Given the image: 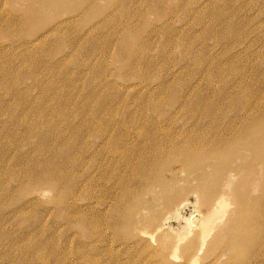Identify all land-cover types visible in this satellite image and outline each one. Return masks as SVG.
<instances>
[{"label":"rangeland","instance_id":"374dc122","mask_svg":"<svg viewBox=\"0 0 264 264\" xmlns=\"http://www.w3.org/2000/svg\"><path fill=\"white\" fill-rule=\"evenodd\" d=\"M0 264H264V0H0Z\"/></svg>","mask_w":264,"mask_h":264},{"label":"bare ground","instance_id":"6f19581e","mask_svg":"<svg viewBox=\"0 0 264 264\" xmlns=\"http://www.w3.org/2000/svg\"><path fill=\"white\" fill-rule=\"evenodd\" d=\"M257 127H258V126H257ZM258 128H259V127H258ZM258 128H257V129H258ZM260 128H262V127H260ZM256 132H257V131H256ZM255 134H256V133H255ZM262 135H263V134H262ZM255 137H256V136H255ZM257 137H258V136H257ZM259 137H260V136H259ZM262 139H263V138H262ZM262 143H263V142H262ZM195 149H196V148H195ZM179 150H180V149H179ZM183 150H184V149H183ZM161 151H162V150H161ZM189 151H190V149H189ZM163 152H164V151H163ZM175 152H176V151H175ZM177 152H178V151H177ZM180 152H182L181 154H183V152L186 153L185 150H184V151H180ZM190 152H191V151H190ZM188 153H189V152H188ZM206 153H208V152H206ZM175 154H176V153H175ZM178 154H179V152H178ZM178 154H177V155H178ZM189 154H190V153H189ZM168 155H170V154H168ZM168 155H167V156H168ZM191 155H192V154H191ZM181 156H182V155H181ZM194 156H195V155H193V158H194ZM183 157H184V156H183ZM165 158H166V156H165ZM165 158H164V159H165ZM188 158H189V157H188ZM191 158H192V156H191ZM193 158H192V160H193ZM159 159H161V158H159ZM166 159H168V158H166ZM166 159H165V160H166ZM187 160H188V159H187ZM162 161H163V159H162ZM166 161H167V160H166ZM188 161L191 162L190 159H189ZM157 162H159V160H158ZM180 163H181V162H180ZM191 163H192V162H191ZM152 164H153V163H152ZM159 164H160V163H159ZM162 164L164 165L165 162H162ZM160 165H161V164H160ZM166 165H167V164H165V166H166ZM156 166H157V165H156ZM158 166H159V165H158ZM161 166H162V165H161ZM165 166H164V167H165ZM167 166H168V165H167ZM166 168H167V167H166ZM149 169H151V168H149ZM159 169L161 170L160 167H159ZM159 169L157 168V170H159ZM163 170H164V169H162L161 171L163 172ZM150 171H152V170H150ZM162 172H161V177H162V175H163ZM155 173H156V171L154 172V176H155V175H158V174H155ZM157 173H158V172H157ZM159 174H160V173H159ZM155 178H156V176H155ZM155 178H154V179H155ZM156 179H158V178H156ZM159 179H160V178H159ZM155 181H156V180H155ZM161 181H162V180H161ZM161 181L159 180L158 182H161ZM206 196H207V195H206ZM223 196H224L223 198L225 199V195H223ZM207 197H208V196H207ZM209 197H210V196H209ZM209 197H208V198H209ZM221 197H222V196H220L219 198H221ZM206 199H207V198H206ZM206 199H205V200H206ZM223 202H224V201H223ZM225 203H226V202H224V204H225ZM223 212H224V211H223ZM241 213H242V212H241ZM243 214H244V213H243ZM216 216H217V215H216ZM218 216L220 217V215H218ZM217 218H218V217H217ZM221 218H222V217H221ZM221 218H219V219H221ZM187 219H188V218H187ZM241 219H242V218H241ZM188 221H189V220H188ZM237 221H238V220H237ZM239 221H240V220H239ZM208 222H209V221H208ZM208 222H205L203 228H205V227L208 226ZM241 222H242V221H241ZM243 222H244V219H243ZM243 222H242V223H243ZM190 223H191V222H190ZM236 223H237V222H236ZM242 223H239V224H242ZM187 224L189 225V223H187ZM244 224H245V223H243V225H244ZM245 225H246V224H245ZM193 226H194V224H193V225L191 224V226H189V227H193ZM236 226H238V227L240 226V228H242L241 225H236ZM194 227H195V226H194ZM196 227H197V226H196ZM238 227H236V228L239 229ZM243 227H244V226H243ZM245 230H246V229H245Z\"/></svg>","mask_w":264,"mask_h":264}]
</instances>
